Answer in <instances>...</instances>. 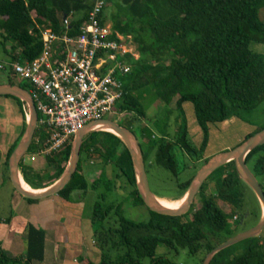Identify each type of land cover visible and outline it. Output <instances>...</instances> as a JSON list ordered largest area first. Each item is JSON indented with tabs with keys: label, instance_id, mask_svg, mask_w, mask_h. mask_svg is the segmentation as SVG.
<instances>
[{
	"label": "trees",
	"instance_id": "16d2710c",
	"mask_svg": "<svg viewBox=\"0 0 264 264\" xmlns=\"http://www.w3.org/2000/svg\"><path fill=\"white\" fill-rule=\"evenodd\" d=\"M104 1L105 7L108 2L115 3L117 11L109 19L113 31L131 36L138 54L137 59L130 54L122 58L130 65L129 72L115 73L122 83L123 96L114 105V110L133 114V121L145 119L144 109L135 93L147 89L165 106L164 111L176 112L177 130L173 138L167 134L161 137L151 134L143 142L145 149L139 142L146 172V158L150 152L154 153L156 164L175 176L178 173L176 150L177 153L182 150L196 163H205L208 158H203V153L210 124L238 116L240 110L255 109L264 101V55L250 49L251 42L264 43V21L259 17L264 0ZM90 3V0H0V44L10 62L31 61L39 55L42 50L40 27H50L56 33H78L79 26L87 19ZM102 17L107 20L105 8ZM64 19L69 21L67 26ZM8 41L12 42L7 47L11 51L5 47ZM17 49L20 50L18 53ZM6 74V82L31 90L29 82H15L10 66ZM15 99L25 120L24 103ZM184 102L192 104L194 118L202 133L198 146L191 142L185 122H181ZM160 119L158 114L155 122ZM119 124L135 133L129 126ZM24 128L25 123L23 131ZM38 136L36 133L28 151L37 150L39 146L35 140ZM71 141L72 138L62 150L47 155L44 167L27 163L22 158L19 171L23 180L33 189L52 184L67 164ZM15 145L7 152L2 166L7 180V161ZM82 155L102 166H115L134 187L132 194L136 201L144 204L136 189L130 153L121 139L109 131H93L85 136L77 168L58 195L68 199L74 192L86 194L103 183V170L92 181L87 180L81 169ZM245 162L264 191V144L252 149ZM193 176L179 184L182 193L175 199L184 196ZM104 184L109 189V181ZM248 190L251 189L237 174L234 162L229 161L205 179L197 193L199 204H191L189 216L164 215L148 209L146 221H133L122 214L119 205L104 204L105 193H99L90 221L100 259L98 262L86 257L82 260L85 264H141L142 258L149 257L151 264H177L164 256H155L156 246L162 243L174 250L187 249L191 255L202 252L201 263L208 251L237 233L235 226L230 225L229 217H235V223L251 217ZM113 215L115 219L110 221ZM260 215L258 202L253 217L259 220ZM250 239L254 242L242 253L227 257L231 245L216 253L210 264H264L261 238L257 235L246 240ZM43 253L44 231L28 224L24 252L13 256L0 246V264H32L42 260Z\"/></svg>",
	"mask_w": 264,
	"mask_h": 264
},
{
	"label": "built area",
	"instance_id": "2783aa9c",
	"mask_svg": "<svg viewBox=\"0 0 264 264\" xmlns=\"http://www.w3.org/2000/svg\"><path fill=\"white\" fill-rule=\"evenodd\" d=\"M90 2L78 33H56L50 27H40L39 55L31 61L9 62L15 79L32 87L29 92L41 131L36 139L41 140L39 155L62 150L86 124L112 114L123 96L115 73L130 71V65L122 61L124 55L138 58L131 36L113 31L111 23L103 20L105 1ZM63 22L69 24L68 19Z\"/></svg>",
	"mask_w": 264,
	"mask_h": 264
},
{
	"label": "rangeland",
	"instance_id": "374dc122",
	"mask_svg": "<svg viewBox=\"0 0 264 264\" xmlns=\"http://www.w3.org/2000/svg\"><path fill=\"white\" fill-rule=\"evenodd\" d=\"M116 8L114 2H108L107 6L105 7V14L107 21L110 22V15L114 14ZM117 11V10H116ZM259 17L262 21H264V1L259 9ZM12 42L8 41L5 44V47L11 46ZM8 51H11V48H7ZM250 49L254 52L260 53L264 55V43H257L251 42ZM20 50L17 49L16 53ZM137 59V58H136ZM10 59L5 54L2 45L0 44V81L6 82L7 81V71L9 66ZM3 67V69L1 68ZM15 82L19 83L20 80H16ZM140 99L141 105L145 112V119L139 118L138 120L133 121L132 117H134L131 113L126 112H119L118 110H114L115 113L107 115L105 118L111 119L116 121L117 123H122L126 126H129L135 133L138 141L142 144L143 148L145 149V139L149 137L151 134L156 137H161L163 134L169 135L170 138H173L176 130H177V123H176V112L175 111H168L165 109L154 94H150V92L146 90L138 91L135 93ZM167 110V111H166ZM164 113L167 112V113ZM190 107L186 106L183 111V119L181 117V122L186 125V130L188 133V137L191 142L198 146L202 139V133L198 135L199 126L196 123L194 118L193 110L192 115H189ZM174 112V113H173ZM159 114L161 117L160 122H155V117ZM232 120L226 122L228 124L225 130H218V133L221 135L217 138V143L212 145V148H217L218 145L222 143H235L236 140L244 133H240V130H243L245 125H249V129L253 132L258 128L264 127V101H262L259 106L255 109L251 110H240L238 116H233ZM232 118V117H231ZM230 119V118H229ZM211 129L215 130L220 128L221 123H214L210 124ZM193 127L198 129V131H194ZM225 127V126H223ZM244 136V135H243ZM243 136L241 137L243 139ZM143 137V138H142ZM234 146V145H232ZM230 148V147H229ZM206 149V148H205ZM227 149V148H226ZM228 150V149H227ZM181 152L183 154H181ZM181 152L177 153L176 150V160L178 166V173L175 176L171 171L165 169L164 167L158 165L154 161V153L150 152L148 155L149 157L146 158V167H147V179L150 190L152 193L157 197H163L168 200H175V198L179 197L182 193V190L179 187V184L183 183L187 178L191 175L195 174L198 168L202 165L201 163H196L192 158H190L187 154H185L182 150ZM212 152V150L210 151ZM30 151H27L23 157L25 161H29ZM37 161L39 164H43L45 161L42 157H38ZM94 163L90 162V160L86 159L84 155L81 156V169L84 175L86 176L88 181H92L96 177L99 176L100 171H104L103 175V183L100 184L95 190H89L85 200L84 212L86 214H91L92 207L94 202L97 199V195L99 193H105L104 197V204L114 203L119 205L122 211V214L133 220V221H146L149 217L148 208L137 202L132 194L133 186L129 185L128 182L125 180L124 176L119 172V170L110 165L102 166L96 160H93ZM201 164V165H200ZM1 176V175H0ZM3 179V180H2ZM3 181V184H1ZM109 181V189H106L105 182ZM3 185V186H2ZM0 222L1 219L6 215L9 209L10 191H13V186L11 182L5 179L3 172L2 178L0 177ZM248 195L250 197V204H249V212L251 213L250 218H245L243 222L235 223L234 217H229L230 225L235 226L237 233L246 230L248 228L253 227L257 222L258 219H254L253 214L257 212L258 208V201L255 194L248 190ZM183 197V196H182ZM195 206L199 204V197L196 195L194 201ZM191 212V206L189 210L185 213L189 216ZM113 213V212H112ZM115 216H111L110 221H113ZM93 239H94V235ZM263 242L264 248V229L259 234ZM254 241L250 240H242L239 241L229 249L227 253L228 256L238 255L242 253L251 243ZM155 256H164L167 259L177 263V264H201L200 259L202 257V252L197 254L191 255L188 253L187 249L179 248L174 250L172 248H168L166 245L159 243L155 249ZM141 264H151L150 258L145 257L141 259Z\"/></svg>",
	"mask_w": 264,
	"mask_h": 264
},
{
	"label": "crops",
	"instance_id": "0c3cea01",
	"mask_svg": "<svg viewBox=\"0 0 264 264\" xmlns=\"http://www.w3.org/2000/svg\"><path fill=\"white\" fill-rule=\"evenodd\" d=\"M16 80L17 79H15V81ZM1 83L8 82L0 81V84ZM24 105L23 109L24 111L26 109V114H28L26 104L24 103ZM186 106L190 107L189 115H192V104L190 102H184L182 104L183 111ZM26 114L24 120L21 114L20 104L14 97H10L9 95L0 96L1 178L3 172L2 166L6 159V154L14 144L18 143L24 132L23 127L24 123L26 126L27 120ZM233 118L234 117L220 122L221 124H224L223 126L225 127L221 125L220 128L212 130L211 125L209 126V138L206 149L203 153V158H209L216 153L233 148L240 143L247 134L252 132V130H250L251 128L249 129V125H245L243 130H240V133L242 132L244 134L238 136L239 138L234 144L232 142H225L218 145L217 148H212V145L217 143V138L221 135L222 130L224 131L228 125L226 122ZM193 129L194 131H198L195 127H193ZM218 130H220L221 133H218ZM40 132L41 131L37 127L36 122L32 140L34 139L35 134H40ZM200 134L201 131L198 132V135ZM242 136L243 139L241 138ZM40 141L37 142L35 140L38 146L40 145ZM38 148L30 153L29 161L23 160L27 163L32 162L41 168L45 166V161L41 165L38 163L37 158L42 157L45 160L46 156L39 155L37 153ZM211 150L212 152H210ZM32 156H34L33 160L31 159ZM1 184H3V181H1ZM46 187L47 186L40 187L34 190H42ZM87 194L88 193L74 192L67 199L61 197L57 193L46 198L28 201L13 189V191H10L9 193L10 203L8 212L0 222V246L13 256L22 254L25 248V229L28 224H32L44 231L43 258L40 261H34L32 264H85L84 260H82L85 257L92 262H98L100 259V252L96 247L92 236L94 234L90 221V214L84 212V199Z\"/></svg>",
	"mask_w": 264,
	"mask_h": 264
},
{
	"label": "water",
	"instance_id": "95a60500",
	"mask_svg": "<svg viewBox=\"0 0 264 264\" xmlns=\"http://www.w3.org/2000/svg\"><path fill=\"white\" fill-rule=\"evenodd\" d=\"M2 95H9L20 99L26 104L28 110V118L26 120L24 132L10 153L7 161L9 180L15 191L23 197L29 199H42L57 194L69 182L72 174L77 168L79 162V152L85 136L93 131H107L106 128L109 127L112 129V131L109 132L118 136L130 153L136 180V189L143 203L149 210L159 214L172 216L185 214L189 210L205 179L221 165L229 161L234 162L237 174L255 194L261 206V215L258 222L253 227L236 233L208 251L201 264H210L216 253L239 241L257 236L264 229V191L245 162L246 155L252 149L264 144V128L244 138L233 148L221 151L209 157L207 161L198 168L192 177L186 193L184 194V201L176 208H167L157 204L156 196L152 193L148 184L143 153L136 135L129 128L107 118L92 121L74 134L71 142L69 158L62 174L52 184L38 192H35L25 189L22 186L20 183L21 175L19 171L20 160L23 158L30 146L36 127L37 111L35 104L30 92L17 84L1 83L0 96Z\"/></svg>",
	"mask_w": 264,
	"mask_h": 264
},
{
	"label": "bare ground",
	"instance_id": "6f19581e",
	"mask_svg": "<svg viewBox=\"0 0 264 264\" xmlns=\"http://www.w3.org/2000/svg\"><path fill=\"white\" fill-rule=\"evenodd\" d=\"M28 118V117H27ZM107 131H112L111 128L107 127L106 128ZM20 183L22 184V186L25 188V189H28V190H32V191H35V192H38L40 190H34L32 187H30L24 180L22 177H20ZM185 199V196L179 198V199H175V200H168L166 198H163V197H157L156 196V202L158 205L160 206H163V207H167V208H176L178 207Z\"/></svg>",
	"mask_w": 264,
	"mask_h": 264
}]
</instances>
